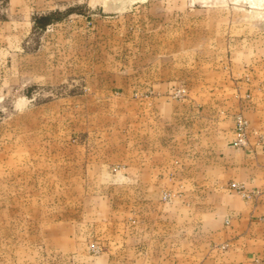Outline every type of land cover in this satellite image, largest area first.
I'll return each mask as SVG.
<instances>
[{"label": "rangeland", "instance_id": "obj_1", "mask_svg": "<svg viewBox=\"0 0 264 264\" xmlns=\"http://www.w3.org/2000/svg\"><path fill=\"white\" fill-rule=\"evenodd\" d=\"M263 43L264 0H0V264H97L140 146L224 132L190 99Z\"/></svg>", "mask_w": 264, "mask_h": 264}, {"label": "crops", "instance_id": "obj_2", "mask_svg": "<svg viewBox=\"0 0 264 264\" xmlns=\"http://www.w3.org/2000/svg\"><path fill=\"white\" fill-rule=\"evenodd\" d=\"M238 62L224 71L220 86H207L206 99H190L193 105L213 104L211 126L224 132L214 138L206 131L203 143L204 134L186 129L167 146L159 128L140 146L157 147L156 156L127 166L122 179L134 190L126 195L125 225L111 231L97 264H264V145H233L238 115L248 120L252 143L259 136L264 142V43L248 62ZM165 147H180L167 164ZM232 183L243 185L248 197Z\"/></svg>", "mask_w": 264, "mask_h": 264}, {"label": "built area", "instance_id": "obj_3", "mask_svg": "<svg viewBox=\"0 0 264 264\" xmlns=\"http://www.w3.org/2000/svg\"><path fill=\"white\" fill-rule=\"evenodd\" d=\"M253 132L249 131V122L248 120L242 116L238 115L236 120V130H235V138L233 140V145L239 149H248L253 150V147L261 146L263 147V137L259 136L258 141L254 145L251 141V136ZM231 188L241 193L243 197H248V194L245 191L243 185H239L238 183H232ZM169 195L165 194L164 199H168Z\"/></svg>", "mask_w": 264, "mask_h": 264}, {"label": "trees", "instance_id": "obj_4", "mask_svg": "<svg viewBox=\"0 0 264 264\" xmlns=\"http://www.w3.org/2000/svg\"><path fill=\"white\" fill-rule=\"evenodd\" d=\"M71 12H73V10H69L67 13H71ZM56 16L57 14L53 13L50 15H43V16L35 17L34 25L36 28L45 29L47 28L48 25L54 23L57 20L56 18H54Z\"/></svg>", "mask_w": 264, "mask_h": 264}, {"label": "bare ground", "instance_id": "obj_5", "mask_svg": "<svg viewBox=\"0 0 264 264\" xmlns=\"http://www.w3.org/2000/svg\"><path fill=\"white\" fill-rule=\"evenodd\" d=\"M252 1V0H251Z\"/></svg>", "mask_w": 264, "mask_h": 264}]
</instances>
